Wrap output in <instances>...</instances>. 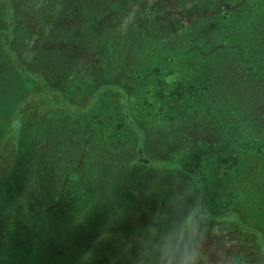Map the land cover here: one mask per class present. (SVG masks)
<instances>
[{
    "label": "rangeland",
    "instance_id": "374dc122",
    "mask_svg": "<svg viewBox=\"0 0 264 264\" xmlns=\"http://www.w3.org/2000/svg\"><path fill=\"white\" fill-rule=\"evenodd\" d=\"M251 1L208 0L201 14L211 19ZM17 2L18 31L12 42L13 55L21 66L48 81L53 90L45 88L39 80H26L31 83L21 86L22 78L17 75H12L13 82L7 87L10 98L28 97L20 110L23 120L30 123L24 131L21 150L30 153L36 152V148L41 155L35 173L27 175L31 176L27 181L32 183L29 191L31 183L14 200L23 199L27 192L30 196H40L45 187L43 194H48L50 200L44 198L46 203L41 208L52 216L36 223L47 231L54 227V222L60 226V220H68L69 213L76 216L71 220L74 228L69 230L67 241L73 240L72 234H78L75 224L79 219L84 220L82 227L89 232H95L94 221L104 220V230L118 233L108 236L110 243H122L128 248L141 246L135 256L124 251L116 258L123 260L119 264H264V248L258 239L261 236L264 243V140L251 141L248 145L253 150L237 148L234 140L228 146L223 145L224 138L206 143L207 130L202 118L197 115V126L191 127L192 102L180 104L175 98H165L162 92L167 85L161 80L155 86L134 83L138 69L148 74L156 64L144 63L137 52L130 57L131 50L123 38L129 29L136 28L135 23L140 19L163 14L159 10L164 11L170 1L129 0L117 15L114 30L97 37L89 51L86 47L82 54L74 55L75 62L68 71L73 81L67 94L71 107L56 110H51L43 98L46 94L53 102L62 100L64 80L55 73L57 63L50 56L38 60L34 57L45 48L43 39L50 30L51 18L67 0ZM141 23L139 31L147 21ZM196 23L197 19L183 22L186 30ZM261 43L247 38L245 48L256 51ZM234 56L239 57L232 60L233 70L242 59L236 53ZM173 68L166 65L163 70L168 81L179 80L182 74ZM244 69L242 78L248 83V68ZM233 70L224 69L221 73L229 74ZM104 81L125 85L138 107L134 112L141 123L137 129L146 138L140 161L136 152L137 132L125 122L117 97L107 94L90 109L92 98L87 92L95 82ZM226 85L231 90L239 88L236 82L233 86ZM27 88L30 96L24 93ZM153 95L161 100L159 103L163 102V109L157 106ZM205 99L209 98L201 99L204 104ZM227 99L236 100L232 94ZM233 111L223 112L230 116ZM161 119L167 120L161 122ZM4 120L0 116V121ZM13 153L14 148L3 156L4 162H10ZM18 162L26 163V158ZM11 204L2 210H9ZM32 205L22 222H31L35 213L31 211ZM6 214L3 216L9 217L2 228L6 249L1 255L10 259L7 264L23 262L26 257L6 244L10 236L8 229L14 222L12 214ZM153 250L158 253L149 259Z\"/></svg>",
    "mask_w": 264,
    "mask_h": 264
},
{
    "label": "trees",
    "instance_id": "16d2710c",
    "mask_svg": "<svg viewBox=\"0 0 264 264\" xmlns=\"http://www.w3.org/2000/svg\"><path fill=\"white\" fill-rule=\"evenodd\" d=\"M128 1L67 0L61 5V10L52 16L50 30L43 39L45 48L34 57V60L53 57L52 61L57 63L54 67L58 69L55 73H59L65 81L61 86L62 100L60 99L59 103L51 101L46 94L43 98V102H47L46 105H51V110L71 107L67 94L73 81L71 82L68 71L75 62L74 55L82 54L86 47L89 51L97 37L113 31L116 17L125 9ZM167 1L170 2L166 9L159 10V13L163 14L140 19V22L135 23L136 28L129 29L123 38L127 49L131 50L130 57L137 52L144 63L156 64L148 71V74L138 69L134 83L155 86L157 81L161 80L167 85L162 92L165 98H175L180 104L192 102L194 110L191 115L193 117L191 127L196 128L197 115L202 118V124L207 130V135L204 136L206 143H215L216 139L224 138L223 145L228 146L234 140L237 148L249 147L253 150L254 148L248 145L251 141L256 143L264 140V0H253L211 19L201 14L208 0ZM17 5V0H0V116L5 118L4 122L0 121V264H7L10 261L1 255V251L6 249L3 248L2 228L5 219L9 216H3L5 213L12 214L14 220L13 226L8 229L10 236L6 244L15 247L16 253L20 251L26 257L23 262L17 261L13 264H119L123 260L116 258L120 257L124 251L133 253L135 256L134 253L141 249V246L137 244V248H128L123 247L122 243L118 245L110 243L108 236L110 234L118 236V233L116 230H104L102 226L104 220L99 219L93 222L95 232H89L82 227L85 224L83 219L75 221V227H77L75 233L78 234H72L73 240L67 241L69 230L74 228L71 220H75L73 218L76 216L69 213L68 220L59 221L61 227L54 222L55 229L53 227L47 231L36 223L37 221L41 223L43 218L52 216L45 213V208L43 210L41 208L45 199L50 200L48 194L46 196L43 194L45 187L41 189L40 196H30L31 193L27 192L23 199L14 200L18 197V193L23 192V188L27 187L26 184L31 183L27 181L31 176L27 175L31 172L35 173V169L40 164L38 155H41L36 148L37 153L33 150L30 153L22 152L23 134L30 123L23 120L20 110L23 104L28 102V97L20 96L17 100L10 98L7 87L13 82V76L17 75L22 78L21 86L24 83H31L26 80H39L45 88L52 89L48 81L35 74L30 68L21 66L17 56L13 55L15 53L12 42L18 31L15 14ZM113 13L115 16H112ZM201 18L204 21L199 20ZM194 19H197V23L188 26L186 30L183 22ZM144 20L147 24L139 31L141 22ZM247 38L262 43L258 45L256 51L248 50L245 48ZM112 48L113 44H111ZM235 53L242 58L236 65L237 71L231 66L232 60L236 61L239 57L234 56ZM248 55L253 56L245 60ZM244 61H247L246 66H243ZM166 65L173 66L180 74L182 73L179 80H167L168 74L163 72ZM229 68L234 72L221 73L222 70ZM244 68H248L246 73L250 77L248 83H245L242 78ZM235 82L239 86L236 90H231L226 85L233 86ZM26 90L25 95L30 96L31 91L28 92V88ZM87 93L92 98L90 109L101 102L107 94L117 97L125 122L129 124H127L129 128L137 132L139 142L136 152L140 161L141 151L145 149L142 142L146 138L140 128L137 129V126L140 127L139 124H141L138 115L134 114L138 107L133 103V97L127 87L120 83L95 82ZM230 94L236 100L227 99L230 98ZM204 98H209L205 99V104L201 102ZM154 99L159 104L157 106L163 109L161 108L164 106L161 104L163 102L159 103L160 99L157 100L155 97ZM175 108L178 107L175 106ZM227 109L235 111L230 116H225L227 113L223 111ZM215 112H217L216 115ZM47 114L52 115L49 112ZM166 120L161 119V122ZM227 129L230 130L229 135ZM9 143L11 144L8 145ZM255 146L256 144L253 147ZM13 148L12 159L10 162H4L3 156L11 152ZM24 158L26 163L18 162ZM29 167L31 170H28ZM31 185L32 183L28 191ZM8 204H11L10 209L2 210ZM30 204H33L31 211L35 212L31 218L33 221L22 222L25 217L27 219L26 211ZM32 226L38 227L32 229ZM146 230L147 228L144 229ZM73 235L77 236L73 238ZM258 239H260V246L264 248L261 236H258ZM157 253L158 251H151L149 259L156 257Z\"/></svg>",
    "mask_w": 264,
    "mask_h": 264
}]
</instances>
